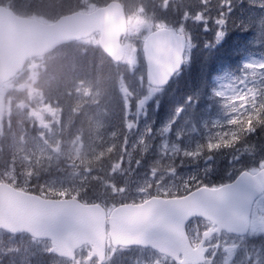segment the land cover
Here are the masks:
<instances>
[{"label": "trees", "instance_id": "16d2710c", "mask_svg": "<svg viewBox=\"0 0 264 264\" xmlns=\"http://www.w3.org/2000/svg\"><path fill=\"white\" fill-rule=\"evenodd\" d=\"M109 1L0 0V5L9 7L18 15L51 22L63 14L89 11ZM118 1L122 4L127 16L141 10L144 16L149 21H153L156 26L176 28L186 36L188 45L195 43L191 52L188 47L182 70L161 95L155 97V101H159L160 109L178 106L182 119H197L205 113L206 105L211 102L213 78L222 71H239L242 58L246 55L264 59V7L260 6L262 0H251L252 6L233 10L231 13L233 21L244 25L247 30H241L240 27L234 28L226 35L223 46L213 50L212 56H209L208 50L203 48L204 42L211 39L212 34L196 28L192 23V17L205 8L206 0ZM216 4L217 0H212L213 10ZM35 60H39L40 65L36 71L34 87L41 94L45 104L58 110V117L65 124L64 129L58 133L59 140L65 142L88 140L86 143L88 148L81 150L78 156L69 160L82 174L84 183H78L68 195H57L46 192V189L45 193L41 194L39 188L42 182L46 177L57 174L60 168L59 162L49 164L44 157L26 163L25 166H31L33 169V175L28 173L27 177L21 178L19 164L23 162L13 153L11 141L24 131L34 134L37 130L33 123L30 124L28 119L22 118L21 114L13 109L4 116L0 125V157L3 161L0 162V181H13L12 185L16 188L41 194L47 198L73 197L84 203L95 200L103 202L106 207L122 203L121 197L117 199L116 195L110 193L111 185L115 187L118 180L117 172H111V170L115 163L123 159L121 147L123 139L128 134L126 101L120 92L119 83L121 80L127 84L129 80L133 81V74L127 71L128 66L112 62L101 52L96 43L90 42L72 41L61 44ZM212 61H215L216 71L210 73L209 66ZM139 64V68L143 69L141 56ZM9 96L18 99L17 101L25 100L23 91L12 90ZM188 97H192L191 103H188ZM137 98L138 95L133 93L129 99L133 102ZM197 103H200L202 107L197 109ZM212 139L214 138H210ZM248 139L257 146V151L255 155L249 152L239 163L234 162L236 148H239V145L235 148L211 151L205 148L206 140H204L203 156L217 159L218 165L208 176H199L201 184L218 186L231 181L240 170L258 168L260 157L264 155V149H259L258 146L264 145V134L258 129ZM60 163L63 164L62 159ZM10 174L14 176L7 178ZM104 191H106V199ZM202 224L200 220L191 222L188 234L192 242L198 240ZM3 235L8 236L4 233ZM22 236L24 239H29L26 235ZM253 243H260V245L253 246L255 254L251 256V260L253 261V257H256L261 259L258 261L259 264H264V236ZM12 247L18 249L21 246ZM9 252L12 253L13 250ZM25 253V259L33 258V261L29 260L28 264H50L48 261L50 256L46 252L33 254L27 251ZM0 255V264H7L8 259L4 258L5 253L1 252ZM17 259L14 254L12 257L14 263Z\"/></svg>", "mask_w": 264, "mask_h": 264}, {"label": "water", "instance_id": "95a60500", "mask_svg": "<svg viewBox=\"0 0 264 264\" xmlns=\"http://www.w3.org/2000/svg\"><path fill=\"white\" fill-rule=\"evenodd\" d=\"M95 32L99 33L97 44L102 53L114 63L121 62L124 48L120 40L126 34V17L116 0L91 12L76 11L60 16L51 23L18 16L0 6V85L14 78L29 59ZM185 49L186 37L174 28L158 27L148 32L141 43L146 84L151 88L166 87L183 67ZM242 172L248 175L241 177ZM212 189H223V198H215ZM263 192L264 169L254 173L243 170L231 182L219 187L202 186L182 197H152L138 204H120L106 216L97 203L83 204L73 198L43 199L0 182V203L31 201L40 213L24 208L40 219V223H36L38 228L0 222V229L9 234L26 233L36 239L49 240V253L70 260L74 259L78 248L87 244L97 264H101L105 258L107 233L114 248L149 247L171 257L176 264H202L207 251L206 239L222 231L237 236L247 234L253 203ZM15 217L17 222L22 219L18 206L11 214V219ZM193 217L210 219L227 227L211 235L204 230L200 241L192 247L185 226Z\"/></svg>", "mask_w": 264, "mask_h": 264}, {"label": "rangeland", "instance_id": "374dc122", "mask_svg": "<svg viewBox=\"0 0 264 264\" xmlns=\"http://www.w3.org/2000/svg\"><path fill=\"white\" fill-rule=\"evenodd\" d=\"M155 27L154 22L149 21L141 10L137 11L127 17V35L122 41L124 56L121 61L128 66L127 71L134 77L133 81H128V84L124 80L119 83L120 92L126 101L128 134L123 139L121 147L123 159L115 163L111 170V172H117L118 180L115 184L116 188L111 185L110 193L116 195L117 199L121 197L122 203H137L150 196H177V194L187 193L201 185L200 177L208 176L218 165L217 159L201 154V146H204V140L208 138L205 141L207 145L211 141L210 138H215L220 132L216 121L225 118L222 116L219 102L211 96L210 104L204 106L203 115L197 119L186 120L182 119L178 106L160 109L159 101H155V97L161 95L163 91L143 83L144 73L139 68V43ZM96 39L95 34L85 39V42L96 43ZM186 48L188 49V44ZM249 58L260 61L256 57L246 55L242 58L241 64ZM39 65V60H30L21 73L0 85V125L4 116L12 109L20 113L22 118L28 119L30 124L35 125L37 131L34 134L24 131L11 141L13 153L23 162L19 164L21 178L27 177L28 173L33 175L31 166H25L31 160L44 157L49 164L59 162V171L45 178L39 192L44 194L46 189V192L68 195L78 183H84L82 174L69 160L78 156L81 150L88 148L86 145L88 140L82 142L59 140L58 133L64 129L65 124L58 117V110L45 104L41 94L34 87ZM253 67L259 69L261 65L255 64ZM239 74V71L224 70L217 77ZM213 87H215V81ZM12 90L23 91L25 100L17 101L18 99L9 96ZM133 93L138 95V98L132 102L129 98ZM133 105L134 107H131ZM165 127L169 128V133H164ZM20 140L23 142L17 143ZM174 146L178 147L177 152L172 151ZM186 152L191 155H185ZM60 159L63 160V164L60 163ZM157 160L174 168L175 174H166L162 181L159 180L161 173H152L154 162ZM13 176L10 174L7 178ZM12 182L7 183L12 184ZM104 195L106 199V191ZM202 223L199 235L205 230V223L203 221ZM261 236H264V194L254 203L247 235L237 237L222 233L219 236L210 237L206 242L210 247L206 261L210 260L211 264H249V257L255 254L253 246L260 245L253 242ZM12 246L21 247L17 249ZM107 246L109 247L106 248L107 255L103 264H174L150 249L113 248L110 247L109 242ZM49 248L50 243L47 241L24 239L23 236H4L3 232H0V253H5L4 258L8 259L7 264H28V261H33V258L25 259V252L48 253ZM10 250L13 252H9ZM14 254L18 258L15 263L12 260ZM49 256L50 264H96L95 256L87 245L79 250L73 260L53 254ZM259 260L261 259L253 257L251 264H257Z\"/></svg>", "mask_w": 264, "mask_h": 264}, {"label": "snow or ice", "instance_id": "6c2138e0", "mask_svg": "<svg viewBox=\"0 0 264 264\" xmlns=\"http://www.w3.org/2000/svg\"><path fill=\"white\" fill-rule=\"evenodd\" d=\"M211 5L212 0H206L205 8L192 17V23L196 28L212 34L211 39L203 44L209 56L213 55V50L218 49V46H223L226 35L234 28L240 27L241 30H247L244 25L233 21L231 13L234 9L252 6L253 3L251 0H217L215 10ZM260 6L264 7V0ZM185 23H188L187 19ZM188 47L191 52L195 43H190ZM255 64H260L261 67L255 69L253 67ZM213 71H216L215 61H212L209 66V72ZM239 73V75L213 78L215 87L211 89V95L219 102L222 116L225 119H217L216 123L220 132L206 145V149L211 151L220 148H235L239 145L240 147L236 148L234 160L236 163L242 161L249 152L255 155L257 151V146L252 144L248 138L258 129L264 134V59L256 61L254 58H249L241 64ZM191 101L192 97H188V103ZM196 107L199 109L202 105L197 103ZM163 131L169 133V128L165 127ZM258 147L264 149V145ZM204 150V146H201V154ZM172 151L177 152L178 147L174 146ZM185 155H191V153L186 152ZM258 163L259 167L264 169V155L260 157ZM247 175V172L241 173V177ZM211 191L215 198H223V189H212ZM249 260L251 262V257Z\"/></svg>", "mask_w": 264, "mask_h": 264}, {"label": "clouds", "instance_id": "9594fccd", "mask_svg": "<svg viewBox=\"0 0 264 264\" xmlns=\"http://www.w3.org/2000/svg\"><path fill=\"white\" fill-rule=\"evenodd\" d=\"M22 142H23L22 140L17 141V143H22ZM0 162H3L2 157H0ZM157 172L161 173L159 175V180L162 181L165 178L166 174H169V173L175 174V169L172 168L170 165L162 164L161 161L157 160L154 162L152 173L156 174ZM204 223H205V231L208 235H211L212 233L218 232L219 230L227 227V225L222 224V223H213L210 219L205 220ZM201 251H203V249ZM205 264H211V261L208 260L205 262ZM249 264H251V262H249Z\"/></svg>", "mask_w": 264, "mask_h": 264}, {"label": "flooded vegetation", "instance_id": "af4514ba", "mask_svg": "<svg viewBox=\"0 0 264 264\" xmlns=\"http://www.w3.org/2000/svg\"><path fill=\"white\" fill-rule=\"evenodd\" d=\"M107 247V246H106ZM154 251V250H153ZM160 255H163V254H160ZM164 257H166L167 258V260H172L171 258H169V257H167V256H165V255H163ZM172 262V261H171ZM173 263V262H172Z\"/></svg>", "mask_w": 264, "mask_h": 264}]
</instances>
